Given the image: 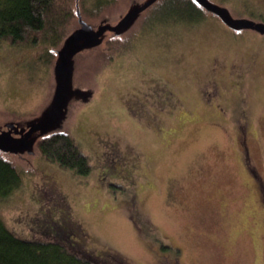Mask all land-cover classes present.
Returning a JSON list of instances; mask_svg holds the SVG:
<instances>
[{
	"label": "rangeland",
	"instance_id": "obj_1",
	"mask_svg": "<svg viewBox=\"0 0 264 264\" xmlns=\"http://www.w3.org/2000/svg\"><path fill=\"white\" fill-rule=\"evenodd\" d=\"M109 1L82 18L115 24L143 0ZM210 1L264 22V0ZM148 8L120 41L107 31L75 57L73 85L93 94L71 101L61 130L90 172L50 163L35 146L9 154L23 175L0 216L25 239L65 231L104 264H264V35L208 12L149 26ZM46 49L0 42L1 128L50 101Z\"/></svg>",
	"mask_w": 264,
	"mask_h": 264
},
{
	"label": "trees",
	"instance_id": "obj_2",
	"mask_svg": "<svg viewBox=\"0 0 264 264\" xmlns=\"http://www.w3.org/2000/svg\"><path fill=\"white\" fill-rule=\"evenodd\" d=\"M110 2L97 0L90 5L84 0H0V42L12 47L48 46L43 58L53 65L56 50L75 28L76 8L89 15ZM148 11L149 26L173 22L193 24L207 13L193 0H157ZM110 40L121 39L113 36ZM113 56L109 55L104 61ZM35 147L38 155L50 163L76 174L90 172L88 158L70 133L51 132L38 138ZM22 175L10 155L0 152V200L20 186ZM58 234L61 240L25 239L10 229L0 216V264H104L97 255L78 247L77 244L82 243L73 241L65 231Z\"/></svg>",
	"mask_w": 264,
	"mask_h": 264
},
{
	"label": "water",
	"instance_id": "obj_3",
	"mask_svg": "<svg viewBox=\"0 0 264 264\" xmlns=\"http://www.w3.org/2000/svg\"><path fill=\"white\" fill-rule=\"evenodd\" d=\"M157 0L133 2L126 13L115 23L101 21L96 27L87 23L76 8L78 26L73 29L56 50L53 64L54 89L50 101L39 116L25 123L9 121L0 127V152L7 154H33L38 138L62 129L68 106L72 100L86 101L93 92L73 85L75 57L84 50L99 46L107 31L119 36L127 32L135 23L141 12ZM204 11L216 16L224 25L233 31L253 30L264 35V22L249 18L233 17L230 11L210 0H193Z\"/></svg>",
	"mask_w": 264,
	"mask_h": 264
}]
</instances>
